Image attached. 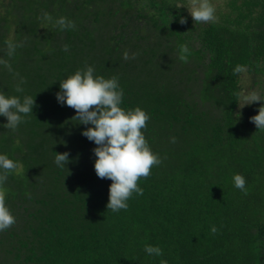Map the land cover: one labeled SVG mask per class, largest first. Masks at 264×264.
Here are the masks:
<instances>
[{"label": "trees", "instance_id": "16d2710c", "mask_svg": "<svg viewBox=\"0 0 264 264\" xmlns=\"http://www.w3.org/2000/svg\"><path fill=\"white\" fill-rule=\"evenodd\" d=\"M178 3L0 0L1 264H264V0Z\"/></svg>", "mask_w": 264, "mask_h": 264}, {"label": "rangeland", "instance_id": "374dc122", "mask_svg": "<svg viewBox=\"0 0 264 264\" xmlns=\"http://www.w3.org/2000/svg\"><path fill=\"white\" fill-rule=\"evenodd\" d=\"M225 1L226 0H179L178 4L191 14H196L203 18H211L217 14L218 10L223 8ZM1 202L2 194L0 192V203ZM1 257L2 256H0V258Z\"/></svg>", "mask_w": 264, "mask_h": 264}]
</instances>
